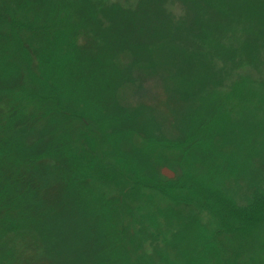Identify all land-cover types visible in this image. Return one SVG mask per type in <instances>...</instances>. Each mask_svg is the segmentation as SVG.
Returning a JSON list of instances; mask_svg holds the SVG:
<instances>
[{
	"label": "rangeland",
	"instance_id": "374dc122",
	"mask_svg": "<svg viewBox=\"0 0 264 264\" xmlns=\"http://www.w3.org/2000/svg\"><path fill=\"white\" fill-rule=\"evenodd\" d=\"M139 1L0 0L6 18L13 13L25 22L38 12L46 15L41 25L47 28L25 32L22 40L31 70L50 85L39 86L56 90L73 113L72 135L63 136V117L56 115L53 137H22L24 146L44 141L51 154L19 160L16 151L11 155L0 145V264H264L261 209L247 220L230 207L219 214L187 202L218 190L231 206L243 204L264 184L263 10L243 25L230 23L221 34L219 25L207 22L218 14L227 17V11L209 10L201 25L207 47L196 54L199 46L185 32L203 30L198 12L189 11L185 0H146V11L157 19L132 29L116 18L118 38H124L114 43L106 35L111 14L102 16L101 10L115 14V8L131 9ZM5 99L0 109L13 106ZM25 99L17 107L42 106ZM123 111L142 121L133 127L146 130V137L114 117ZM106 112L114 116L97 123ZM36 125L51 131L45 121ZM188 130H196L190 145L169 144ZM8 164L15 173L25 170L20 186L12 178L6 182ZM170 165L180 166L172 169L175 179L162 175ZM134 167L179 183L126 189L118 198L120 186L144 183L143 175L135 181L128 176ZM29 178L33 189L25 182Z\"/></svg>",
	"mask_w": 264,
	"mask_h": 264
},
{
	"label": "trees",
	"instance_id": "16d2710c",
	"mask_svg": "<svg viewBox=\"0 0 264 264\" xmlns=\"http://www.w3.org/2000/svg\"><path fill=\"white\" fill-rule=\"evenodd\" d=\"M185 1L188 2L187 4L189 7V11L196 10L198 12L197 15L201 18L200 25H198L199 26L198 28L202 27L205 24L204 21L208 19L207 14H210L209 10H213L214 8V10L220 9L222 12L227 11L226 13L227 17L220 16L218 14L217 20H215L214 23L212 20H209V22H207L208 24H210V26L211 24L219 25L221 29L219 31L220 34L225 29L230 28L231 24H242L243 25L245 24L244 19H246L247 21H250L251 19L253 20L254 16L252 14L253 12H255L256 9L260 11L263 10V13H264L263 6L261 5L262 2H260L259 0H250L249 3L245 2L247 0H232V2L229 3V5L224 3L226 2V0H185ZM146 4H147L146 0H140L139 3L134 8H131V9L118 7L117 9L115 8V12H116L115 14L109 11L107 7L103 8L101 10L102 16L104 15L106 16L107 13L111 14L110 16H107L106 18L107 21H109L107 22L109 29L107 30L108 33H106V35L112 38L113 40L114 39L116 40L120 36L118 35V31L120 30V26H121L120 24L121 22L123 23V21H126V20H127L126 22H128L126 26L128 28L133 29V28H138L139 24H141L142 27L147 26L148 24L152 22L153 19H157L156 17L152 18V15L148 14V12L146 11V7L144 6ZM206 12L208 13L205 15ZM12 14L11 13L8 14V18H6L3 16V13L0 11V99H2L0 101H2L1 103L3 104L4 101H8L5 99V97H7L9 100L14 102L13 106L0 109V145L3 149L5 150L8 149L9 152L11 150V155L16 151L19 156L18 158L19 160L23 159V160L35 161L39 159L40 157H42L44 154H47V153L51 154L52 153L51 151H53L51 146H47V144L41 140H45L46 138L53 137L52 132L56 131L58 128V127H55L56 125H54V123L52 124V121L56 119L55 117L56 115H60V117H63V121L60 127L63 136L69 133L70 135H72L71 133L72 125H71L70 114L73 115V113L68 110L69 108L67 107V104L69 103V101L68 103L65 102L63 98L57 93L56 90L52 88L46 89L45 86L43 87L39 86V83L41 82H43V84L47 86L48 80L39 78V76L36 73H34L33 68L31 70V65H30L31 60L30 59H32V56L30 52L26 49L23 43V40H22L23 33L25 32L39 31L38 30L39 28L40 30L47 28V25L45 23L41 25L42 18L43 20H45L46 15L42 16L38 12L37 15L39 16V18L37 16L35 18H32L31 20L29 19V21L24 22L20 20L18 17H16L14 14L13 15ZM193 14L196 15V13H193ZM223 14L225 15V13ZM230 15H232L233 17L232 19L228 17ZM118 17H120L121 22L116 20V18ZM195 25L197 24L195 23ZM99 26H102V23H99ZM204 30L205 29L203 28V30L199 32L194 29H191L189 31L187 29V32H185L189 34L192 38V41H195V43H197V45L199 46L197 47L198 49L196 50V54L204 53V48L207 47V45L204 44V41H206V37L208 36L205 35ZM211 31L213 30L211 29ZM128 32L126 34V38L129 37ZM120 38H124V37H120ZM115 40H114V43H116L117 41ZM263 44L264 42L261 45ZM256 45L258 46L259 42ZM189 48H192L190 44L187 50ZM199 49L200 51H198ZM150 64L154 65V62ZM10 95H12L13 97H10ZM25 98L27 99V101L28 100L29 101L40 100L42 102L41 108L35 107V111H33L31 109L32 106L30 107L28 106L29 103L26 104L24 108H22L21 106L17 107L21 99H25ZM54 99L58 100L57 102L58 105L56 106L54 105L55 107L48 106V104L52 103L51 101L55 102ZM68 106L70 107V105ZM127 115H129L130 117ZM111 116L113 117L114 115L111 113H107V112L105 113V115L101 113L99 114V120L97 121V123H104L105 121L103 120L105 119L109 122L110 120L107 118ZM114 117L121 118V122H125V124L126 123L129 124V126L131 127L136 126L137 124L139 125L142 124V121L139 120V118L134 119L132 115L126 111L122 112L121 117L120 116L118 117L114 116ZM82 118H84V116L81 117V119ZM130 118L132 119L131 123H130ZM39 119L42 121H45V124L48 125L49 129H51L50 132L46 131L47 129L45 128L40 131L37 130L38 127H36L37 126L36 124H37V120ZM87 119L90 120L89 118ZM90 123L92 124L93 122H91L90 120ZM126 125H124L125 128L123 129V131L128 130L129 126H126ZM38 126H42V125H38ZM133 128L134 129L130 128V130L131 132H134V133L138 132L136 134L137 136L139 135V133L145 134L146 130L141 129V128L138 130H135V127ZM31 130L32 132H30ZM88 130L91 134H93V136L96 139L97 133L95 131V127H93L92 125L91 126L89 125ZM196 130L194 131L192 130L190 132L188 130L185 136L180 137V139L177 141L169 142V144L177 145L180 147L190 145L191 139L194 137ZM202 130L208 131L209 129L207 126H204L202 127ZM202 132L203 131H201V133ZM28 133H35V134L40 135L38 137L39 139H41L39 141V145H40L39 147H35L38 144L34 142L32 145L29 144L28 146L26 145L24 146L23 144L24 141H21V139L23 136H25ZM202 136H204L203 133H202ZM145 137H146V134H145ZM147 137H150V136L148 135ZM162 142H168V141H162ZM2 157L3 156L0 157V160L3 159ZM102 165H103V168H106L104 164ZM13 166L14 165H10V164L5 166V168L7 169L9 168V170L6 169L5 171V175L7 176L5 180L6 182H8V178H12L11 179L12 182L20 186L19 180H21V177L23 176V173L25 170H22L19 173L17 172L15 173V171L13 170ZM170 167L174 171L180 168V166H175V165L174 166L170 165ZM8 171H9V174L7 173ZM146 171H149L148 174L143 175V173L137 168L135 167L131 168L130 175L128 176L133 177V180L135 181V179L138 178L137 177L138 174H140V176L143 175L142 177L144 178V183H141L140 180L137 179L136 184L131 186L132 189H130V187L127 186L124 188L122 187L123 188L122 190L120 186V190L116 191L118 193V198H122V196L126 194L128 190H130V192H138L142 188H147L151 186L152 183H155L160 188H169L170 186L176 187L179 183V178H177L175 181L169 182L166 179H163L156 172V170H151L148 167H146ZM119 173L122 174V171H120ZM90 178H92V176ZM25 182L28 184L30 189H33L30 187V185L31 183L35 182L34 179L29 178V179H26ZM26 183L24 184L27 186ZM9 186L11 187L10 184ZM9 186L5 184V189L11 190L12 187L10 188ZM251 188L252 187H250L249 189ZM126 189H127V192H126ZM25 190H26V187L23 191ZM251 191H253V194L251 197L252 199L249 198V200H247V202L243 204H240V203L235 204L236 206L234 204H233L234 206H231L229 203V200L225 199L223 197V193L218 190H214L208 193L203 191L201 194H199L198 197H195L194 200L191 199L187 202L189 204L197 205L200 207H205L203 208L204 210H209L210 208L211 210L214 209V211L219 214H224V211L230 207L232 208V210L236 211L237 215L239 214L240 216L244 217V219H247V220L255 217V215H253L255 211L257 212L255 208L261 209L263 211L261 214L264 216V184L262 183V184L256 185V187H254V189ZM0 193L3 195L2 192ZM0 198H1V195H0ZM224 201L228 202V205L225 204ZM16 204L19 205L18 203ZM0 205H1V202H0ZM5 206H8V205H5ZM237 206H239L241 210L236 208ZM220 210H223V211H220ZM133 252H136V250L134 249L130 253L132 254Z\"/></svg>",
	"mask_w": 264,
	"mask_h": 264
},
{
	"label": "water",
	"instance_id": "95a60500",
	"mask_svg": "<svg viewBox=\"0 0 264 264\" xmlns=\"http://www.w3.org/2000/svg\"><path fill=\"white\" fill-rule=\"evenodd\" d=\"M162 175L166 176L169 179H175L176 175L174 172H172L171 170H169L168 168H165L162 170Z\"/></svg>",
	"mask_w": 264,
	"mask_h": 264
},
{
	"label": "bare ground",
	"instance_id": "6f19581e",
	"mask_svg": "<svg viewBox=\"0 0 264 264\" xmlns=\"http://www.w3.org/2000/svg\"><path fill=\"white\" fill-rule=\"evenodd\" d=\"M169 170H171L172 172H174L172 169L168 168ZM175 173V172H174Z\"/></svg>",
	"mask_w": 264,
	"mask_h": 264
}]
</instances>
